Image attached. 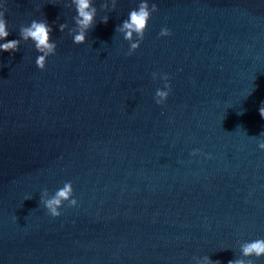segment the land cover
<instances>
[{
  "label": "water",
  "instance_id": "water-1",
  "mask_svg": "<svg viewBox=\"0 0 264 264\" xmlns=\"http://www.w3.org/2000/svg\"><path fill=\"white\" fill-rule=\"evenodd\" d=\"M150 2L129 54L115 28L139 0H94L82 45L70 0H7L8 40L47 20L58 47L43 71L31 41L0 53V264H228L264 238V0ZM68 181L53 218L41 193Z\"/></svg>",
  "mask_w": 264,
  "mask_h": 264
},
{
  "label": "clouds",
  "instance_id": "clouds-1",
  "mask_svg": "<svg viewBox=\"0 0 264 264\" xmlns=\"http://www.w3.org/2000/svg\"><path fill=\"white\" fill-rule=\"evenodd\" d=\"M6 2L0 0V53H14L19 50L21 41H31L38 55L35 59V64L38 69L43 71L46 68L48 58L54 56L57 52V43L52 39L51 34L54 31L53 27L47 20L33 19L29 24L22 25L19 29V39L8 40L10 35L8 21L6 19ZM118 0H111V8L115 10ZM69 7L75 8V28L70 31L72 41L76 45L86 43L87 36L96 24L97 8L94 5V0H70ZM105 9L109 7L108 3L103 5ZM159 11L156 3L150 0H139L136 8H133L126 19L121 24L117 25L115 32L122 35L123 40L129 45V54L134 53L141 46L147 31L149 21L153 13ZM109 17L107 15L101 18V22L107 24ZM68 27L67 24H60L59 30L63 32ZM160 37H168L171 35L170 29L164 27L160 30ZM152 78L161 79L164 81L163 88H157L154 95V100L157 105H163L172 91V86L169 82L170 78L166 73H152ZM259 114L264 119V101L259 107ZM264 135V133H261ZM260 135V136H261ZM258 148L264 151V141L258 143ZM194 150L192 155H196ZM25 199H31L26 197ZM65 203L69 207H76L78 200L74 198V188L71 181L65 182L62 187L49 195L45 190L40 196V205H42L47 213L57 218L61 216V209ZM14 220L17 217H13ZM240 257L230 260L228 264H255L256 260L264 258V238H257L250 241L239 242ZM255 258V259H253ZM196 264H200L196 261ZM203 264H220L219 261H212L207 255L203 257Z\"/></svg>",
  "mask_w": 264,
  "mask_h": 264
}]
</instances>
